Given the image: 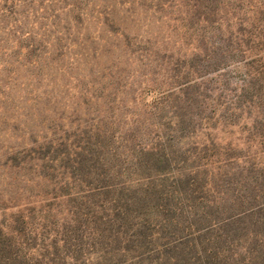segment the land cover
I'll list each match as a JSON object with an SVG mask.
<instances>
[{"label":"trees","instance_id":"16d2710c","mask_svg":"<svg viewBox=\"0 0 264 264\" xmlns=\"http://www.w3.org/2000/svg\"><path fill=\"white\" fill-rule=\"evenodd\" d=\"M116 8L157 17L177 53L131 37ZM62 12L104 33L58 28ZM4 35L18 40L0 45L14 56L0 78V264H264V0H0ZM103 35L152 70L94 71ZM73 50L88 74L65 65ZM221 72L218 94L196 86Z\"/></svg>","mask_w":264,"mask_h":264},{"label":"rangeland","instance_id":"374dc122","mask_svg":"<svg viewBox=\"0 0 264 264\" xmlns=\"http://www.w3.org/2000/svg\"><path fill=\"white\" fill-rule=\"evenodd\" d=\"M144 11L138 10L136 11L137 15L135 16L136 21H134V19H127L123 22V20L121 19L122 15L119 11L118 8H116L115 11V16L118 17V19H120V21L122 22L123 26L125 27L126 31L128 33H130L131 37L133 35L136 34H143L142 36H144V38L148 37L149 35H147V33H150V36H152L153 39L158 41V46L160 48H163L164 46H167L168 48L166 49H171V51L173 53H177L176 51L179 50V46L174 44L173 41L177 40L176 37H173V41L171 40V42H163V40H161L163 37L164 39H166L167 35H168V29L166 27V24H162V21L160 22L161 25H159L158 20L156 19L157 17H153L152 19H150V15H148L147 13H143ZM174 10L170 12L169 16H173L174 14ZM42 12L41 10H39L38 12H36V16L38 17L39 15H41ZM59 19L61 20L58 28L64 27V29H70V31L72 30L71 33H75V31H80V33L82 34V36H89L91 39H93V37H96L97 34H99V31L102 33H104V28L101 27V25H97V22L94 21H88L85 20L83 23V26L78 29H75V25L73 23H70L69 21L71 20V18L69 17V14L67 12H62L61 14H59ZM67 17V21L66 18ZM69 20V21H68ZM30 25H32V20L29 19ZM138 22V23H135ZM65 24V25H63ZM161 26V27H160ZM37 27V26H36ZM30 28V26H29ZM34 31L37 32L36 28H34ZM97 31V32H96ZM66 32V31H64ZM41 31H38V34H41ZM46 36H48V33H44ZM67 35H69L68 31H67ZM98 36V35H97ZM18 36L16 35L15 38L12 36H9V38H7V36H2L1 39H3V42L0 44L1 47H11L12 45L15 44V41H17ZM26 38V35L23 37ZM81 38V37H80ZM102 41H93V43L95 45L100 46L99 48H103V46L105 45V41L107 40V46L102 50L99 49L102 56L101 57H97V59L95 60V67H94V71H101V69H103L104 67L111 65V64H115L116 68L114 67L112 73H114L113 75H119V77L121 76V78L125 75H128L130 77H132V75H137L138 72L141 71V73H147V71L152 70L149 68H141L140 65L137 63V61L132 58L133 56L130 57L129 52H127L126 54L124 53V49L121 47L118 49V47H114L117 45V43L120 41V39L118 37H114L113 39H107L106 35L102 36ZM98 40V38L96 39ZM23 41V40H22ZM90 42V41H89ZM92 43V41H91ZM166 43V44H165ZM102 50V51H101ZM10 52H8L7 55H2L0 53V78L2 76H5V74L11 70L14 71V69L11 67H5L3 65V62H12L14 56L10 55ZM73 51H69V53L66 56L65 59V65L68 63H66L67 59H69V64H73V66L70 68L72 69L69 70L71 73L75 72L77 74H83L89 73V66L87 65V63L90 61L89 57H83V58H72V54ZM123 52V53H122ZM191 49H189L188 47H183L180 50L179 54H185L186 57H189L191 54ZM121 53V54H120ZM120 58H117L119 57ZM71 57V58H70ZM116 59H118L117 61H115ZM68 65V64H67ZM238 68H240V66H237ZM19 77L20 78H24L27 77V71L24 67L22 68H15ZM242 71V70H241ZM228 72H230V76L228 78H235L234 74L236 72H240L237 71L236 69H230ZM161 73V72H160ZM150 74V73H148ZM224 72H221L220 74H210V75H204V74H198L199 77H202V79H200L198 82H196V86H199L202 89H208V90H212L214 91V95L218 94L217 93V89H219L221 87V85L224 83L225 78L227 77V75H224ZM151 75V74H150ZM60 79V76L58 77ZM133 78V77H132ZM129 80L128 83H130L131 79ZM68 80L67 77H65L63 79V82L66 83V81ZM232 93L227 92V96L230 97ZM217 96H213L211 97V99H214ZM151 94H149L148 96H144L141 99L137 100V107L135 106V111L138 112V114L140 115V121H143V126H145L148 121H149V110L152 108L150 107V102H151ZM165 119L168 118H161V115H155L153 116V119L151 120L152 123L157 124V123H163L165 121ZM250 121H254V120H248L245 124H243V128H245L244 131H242L243 136H245L247 134L246 129L250 128L249 123H251ZM241 122V121H240ZM145 123V124H144ZM141 125V124H140ZM141 126V127H143ZM140 127V128H141ZM139 128V129H140ZM152 126L150 128H148L149 131L152 130ZM133 128H128V130H132ZM144 129V128H143ZM237 131V130H236ZM203 132V131H202ZM214 137H216L218 143L220 144L221 147H224L225 144L228 142L226 139V132L225 130L222 131L220 130H215L214 131ZM234 141L236 139H240L239 134L235 133V136H233L232 138ZM242 140V139H240ZM243 141V140H242ZM244 142V141H243ZM243 150V147L241 145H239L237 153H244L241 152L240 150ZM235 150H233L234 152Z\"/></svg>","mask_w":264,"mask_h":264}]
</instances>
